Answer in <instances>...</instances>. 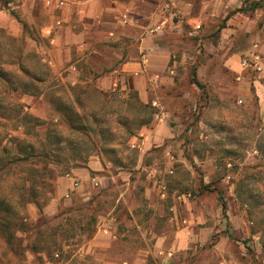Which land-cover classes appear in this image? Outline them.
Here are the masks:
<instances>
[{
    "label": "rangeland",
    "instance_id": "374dc122",
    "mask_svg": "<svg viewBox=\"0 0 264 264\" xmlns=\"http://www.w3.org/2000/svg\"><path fill=\"white\" fill-rule=\"evenodd\" d=\"M38 3L0 0V13L23 28L19 36L0 28V264H264L259 71L248 67L240 86L215 55L209 45L220 22L211 35L150 36L170 44L179 64L158 95L173 135L140 156L128 141L151 123L153 108L135 90L69 83L65 52L27 20ZM130 39L103 40L100 56L116 48L123 60L135 49ZM47 48L59 59L53 67ZM99 62L83 74L106 72L110 63ZM93 161L96 184L77 178L68 197L59 192L61 178Z\"/></svg>",
    "mask_w": 264,
    "mask_h": 264
},
{
    "label": "crops",
    "instance_id": "0c3cea01",
    "mask_svg": "<svg viewBox=\"0 0 264 264\" xmlns=\"http://www.w3.org/2000/svg\"><path fill=\"white\" fill-rule=\"evenodd\" d=\"M25 6L23 2L20 7ZM27 13L28 21L41 23V36L48 39L50 49L65 52L61 60L66 62L64 68L68 71L69 83H85L83 79H87L94 81V86L103 92L135 90L139 102L153 108L151 123L139 129L128 141L129 147H136L140 156L173 135L168 121L171 113L158 95L172 85L179 63L173 59L171 45L150 41L152 35L177 32L199 36L205 31L211 35L213 30L210 28L220 22L214 27L217 30L214 35H218L209 46L215 49V55H219L225 65H231L236 81L241 80L240 86L248 67L255 73L259 71L260 80L255 81L258 85L256 94L264 121V0H42ZM13 21L12 16L0 13V28L15 36L22 35L23 28L15 23L16 27ZM152 27L157 32H150ZM238 32L246 45L243 48L236 41ZM122 37H130L135 46L127 51L123 60V53L116 48H110L108 60L100 56L103 40L111 43ZM72 47L79 52L78 57L69 53ZM50 52L47 48L44 60L53 67L59 59L55 57V63ZM183 55L186 53L182 52ZM102 60L110 63L106 72L90 79L83 74V68L99 70ZM243 60L249 65L242 66ZM97 165L98 162L93 161L89 168L77 169L72 176L67 174L61 178L59 192L68 197L67 191L74 185L79 186L74 183L77 178L89 179L96 184L99 174L91 176L90 171L98 170ZM158 253L165 257L164 251Z\"/></svg>",
    "mask_w": 264,
    "mask_h": 264
},
{
    "label": "built area",
    "instance_id": "2783aa9c",
    "mask_svg": "<svg viewBox=\"0 0 264 264\" xmlns=\"http://www.w3.org/2000/svg\"><path fill=\"white\" fill-rule=\"evenodd\" d=\"M149 31H150V32H155V31L157 32V30L154 29V27L150 28ZM241 65L246 67V66L249 65V62L243 60V61L241 62ZM240 101H241V100H239V102H240ZM99 229L103 230L104 233H108V232H109V230H108L107 228L103 227V226H101V228H99ZM168 255H170V254H168Z\"/></svg>",
    "mask_w": 264,
    "mask_h": 264
},
{
    "label": "trees",
    "instance_id": "16d2710c",
    "mask_svg": "<svg viewBox=\"0 0 264 264\" xmlns=\"http://www.w3.org/2000/svg\"><path fill=\"white\" fill-rule=\"evenodd\" d=\"M15 17H17L16 15H14ZM193 82L196 84V85H199V82H198V80L194 77L193 78ZM150 120V119H149ZM149 120H148V122H149ZM147 121H146V123H148ZM21 159H23V158H21ZM20 159V160H21ZM0 206H1V208H2V206H3V203H0ZM7 212H8V210H6ZM2 216V215H1ZM1 219H3V221H4V219L6 218V217H0ZM5 222L7 223V220L5 219ZM6 223H5V225H6Z\"/></svg>",
    "mask_w": 264,
    "mask_h": 264
}]
</instances>
